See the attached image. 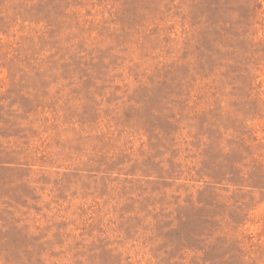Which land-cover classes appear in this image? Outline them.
<instances>
[{"label":"rangeland","instance_id":"374dc122","mask_svg":"<svg viewBox=\"0 0 264 264\" xmlns=\"http://www.w3.org/2000/svg\"><path fill=\"white\" fill-rule=\"evenodd\" d=\"M0 264H264V0H0Z\"/></svg>","mask_w":264,"mask_h":264}]
</instances>
